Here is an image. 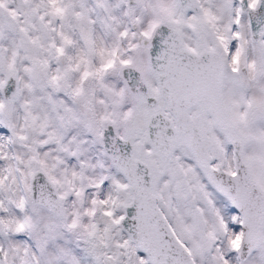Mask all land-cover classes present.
<instances>
[{
  "label": "snow or ice",
  "instance_id": "6c2138e0",
  "mask_svg": "<svg viewBox=\"0 0 264 264\" xmlns=\"http://www.w3.org/2000/svg\"><path fill=\"white\" fill-rule=\"evenodd\" d=\"M0 264H264V0H0Z\"/></svg>",
  "mask_w": 264,
  "mask_h": 264
}]
</instances>
